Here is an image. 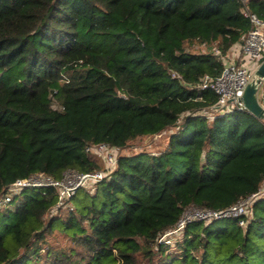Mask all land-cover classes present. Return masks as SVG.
Segmentation results:
<instances>
[{"label":"trees","instance_id":"trees-1","mask_svg":"<svg viewBox=\"0 0 264 264\" xmlns=\"http://www.w3.org/2000/svg\"><path fill=\"white\" fill-rule=\"evenodd\" d=\"M244 6L264 18V0H0V196L35 173L104 168L88 145L123 149L184 121L161 154L120 155L64 212L54 186L14 193L0 264H264V121L212 111L218 94L199 87L222 71L215 49L252 27ZM253 193L246 224L193 220L175 249L164 238L188 207Z\"/></svg>","mask_w":264,"mask_h":264},{"label":"built area","instance_id":"built-area-1","mask_svg":"<svg viewBox=\"0 0 264 264\" xmlns=\"http://www.w3.org/2000/svg\"><path fill=\"white\" fill-rule=\"evenodd\" d=\"M243 1L248 4L249 0ZM241 12L244 17L250 20L252 27L244 38L236 43L226 55L215 49V52L223 60L222 71L218 75L205 74L199 86L201 89L211 88L218 94V101L211 107V110L215 112L224 113L232 111L236 107L246 109L240 99L254 75V70L256 71L264 60V18L248 6H244ZM234 51L239 54L238 58H233ZM248 61L252 64H248ZM213 113L209 112L208 116L213 118ZM121 150V148L108 142L88 145L86 151L102 160L104 168L86 173L73 169L67 170L61 179H54L44 173H35L29 177L18 179L8 186L4 195L0 196V208L11 200L14 193H18L25 188L45 186H54L58 189L59 201L57 206H62L66 199L77 189L85 186L87 181L93 180L96 182L108 176L117 167L119 157L122 155ZM259 193H253L223 209L190 206L184 211L176 228L166 234L173 231H182L193 220L209 221L214 218L237 217L241 219L240 223L244 225L246 224L244 216L249 213L251 204Z\"/></svg>","mask_w":264,"mask_h":264},{"label":"rangeland","instance_id":"rangeland-1","mask_svg":"<svg viewBox=\"0 0 264 264\" xmlns=\"http://www.w3.org/2000/svg\"><path fill=\"white\" fill-rule=\"evenodd\" d=\"M196 50H202V51L208 52L206 47L197 46ZM254 73H255V70H254L253 74ZM259 100L264 106V83L260 87ZM54 105H56V104H54ZM200 113L205 114L207 112H206V110H202V111H200ZM183 123H184V121L182 118L181 121L176 126H172L170 128H167V129L161 131L160 133L152 134V135H145L142 137L134 138V139L130 140L128 145L125 148H123L120 152L123 155L141 153V152H148L150 154L151 153L161 154L166 149V147H168L169 141H170L172 135H174L175 133H177L180 130L181 125ZM95 183L96 182L93 180L87 181L85 187L89 191L93 192L95 190V187H96ZM69 205H70L69 202H67V203L65 202L63 204V207H62L60 212H64L65 210H67V207ZM182 235H183L182 231H173V232L166 234L164 236V238H170V240L168 242H170V244L172 245V249H175V247L177 245V241L180 240Z\"/></svg>","mask_w":264,"mask_h":264},{"label":"water","instance_id":"water-1","mask_svg":"<svg viewBox=\"0 0 264 264\" xmlns=\"http://www.w3.org/2000/svg\"><path fill=\"white\" fill-rule=\"evenodd\" d=\"M264 83V60L256 69L251 81L246 86L241 101L244 103L246 109L250 111L257 118L264 121V106L259 100V91L261 85ZM121 96L125 95L121 93Z\"/></svg>","mask_w":264,"mask_h":264},{"label":"crops","instance_id":"crops-1","mask_svg":"<svg viewBox=\"0 0 264 264\" xmlns=\"http://www.w3.org/2000/svg\"><path fill=\"white\" fill-rule=\"evenodd\" d=\"M233 56H234L233 58H238L239 54H238L236 51H234V52H233ZM249 63L252 64V62H249V61H248V64H249Z\"/></svg>","mask_w":264,"mask_h":264}]
</instances>
